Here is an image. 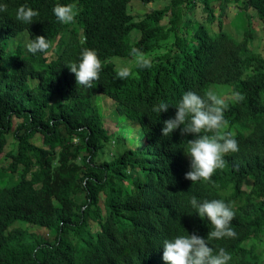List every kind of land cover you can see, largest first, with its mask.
Returning a JSON list of instances; mask_svg holds the SVG:
<instances>
[{"label": "trees", "instance_id": "obj_1", "mask_svg": "<svg viewBox=\"0 0 264 264\" xmlns=\"http://www.w3.org/2000/svg\"><path fill=\"white\" fill-rule=\"evenodd\" d=\"M119 1L0 0V264H264V0Z\"/></svg>", "mask_w": 264, "mask_h": 264}, {"label": "rangeland", "instance_id": "obj_2", "mask_svg": "<svg viewBox=\"0 0 264 264\" xmlns=\"http://www.w3.org/2000/svg\"><path fill=\"white\" fill-rule=\"evenodd\" d=\"M134 0H131L127 5H125L126 9L130 12H137L138 10H140L139 8L135 7L134 4L131 3H135L136 2H132ZM169 0H154L152 2L149 3H145L144 5H142L143 8L145 9H152V8H158V7H162L164 6L166 3H168ZM195 1V0H194ZM214 7H216L215 3L213 4ZM120 8V1L119 0H112V12L115 13L119 10ZM73 10V9H72ZM218 8L216 7L215 9V16L218 15ZM178 12L180 13L181 16V20L179 21L178 25L180 27L183 26L184 22L183 20H185L186 18H189L190 21L188 22V27L192 28L195 22H200L204 25H206V27H208L211 31H214V25H210L207 20H206V16H205V12L203 11L201 4L198 3V1L196 0L194 2V5L186 11H182L181 8H178ZM141 14V13H140ZM250 17L251 20V27L253 29V33H252V49H254L255 51H259V52H264V24L255 16V13L253 10L248 9V10H241L237 7H235L233 4H230L229 6H227L225 13H224V23H226V27L227 29L232 32V34L238 39L241 38L242 34L244 33V31L247 29L248 25H247V18L248 16ZM166 20V17L164 18L163 22ZM217 23V19L214 20L213 24ZM183 28V27H182ZM181 28V29H182ZM139 36V32L134 30L130 33V38L131 40L137 38ZM21 42L23 45H27L28 44V37L26 33H20L16 38H14L13 40H11L10 45L14 46L16 43ZM54 43V41L52 42V44ZM46 55L49 58H53L55 57L54 52L50 49ZM150 57H148L147 59H149ZM141 59V58H140ZM146 60V59H145ZM115 67L121 71L126 70L130 67H132L135 64V60L133 59H122L119 57H114L112 59ZM107 109H110V106L108 105ZM106 115L103 114V108L100 109V116H101V120L102 123H104V125L107 127V130L110 132H113L116 130V125L114 123V121H111V117L109 116L107 110H105ZM140 137V136H139ZM35 141L38 143L39 139L38 137L35 138ZM14 148V138L12 135H8L7 137V143L4 147V151L3 152H7L10 149ZM8 163V159L4 158L0 161V171L3 170L2 168L6 166V164ZM1 173H4V171H2ZM1 177V176H0ZM82 197V194L79 196ZM13 226H20L22 228L25 227V225L23 224H19V223H14ZM27 229L29 232H33V233H38L41 235H44L45 237L52 239L54 234L50 231H48L47 229L44 228H40L37 226H27ZM246 241H244L245 243Z\"/></svg>", "mask_w": 264, "mask_h": 264}]
</instances>
